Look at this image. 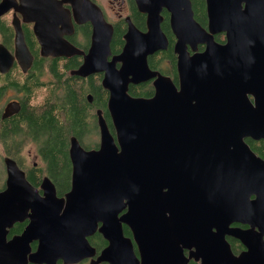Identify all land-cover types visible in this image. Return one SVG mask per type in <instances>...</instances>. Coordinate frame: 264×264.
I'll use <instances>...</instances> for the list:
<instances>
[{
  "label": "water",
  "instance_id": "obj_1",
  "mask_svg": "<svg viewBox=\"0 0 264 264\" xmlns=\"http://www.w3.org/2000/svg\"><path fill=\"white\" fill-rule=\"evenodd\" d=\"M137 2L152 30H130L123 52L112 60V30H94L76 70L79 76L103 73L114 133L99 110L98 149L86 150L71 136L73 185L66 197L57 196L49 177L41 194L14 159H5L0 264H56L60 258L76 263L94 255L87 236L98 221L110 244L94 264H121L125 256L118 246L127 241L120 226H109L122 199L130 205L126 221L142 245H149L152 259L185 242L205 252L204 264H219L211 246L221 251L229 233L248 246L233 264H264V157L247 141L264 139V0H206L207 27L196 19L191 0ZM164 7L177 37L179 87L160 77L153 81V97H131L130 82L156 75L147 55L167 47ZM219 31H226L224 43L214 38ZM199 43L206 45L203 51ZM87 98L91 101L92 94ZM18 108L10 104L4 116ZM26 217L30 222L23 232L8 238L9 228ZM235 221L249 223L251 231L231 228ZM34 240L38 245L31 251ZM142 255V264H149L143 248Z\"/></svg>",
  "mask_w": 264,
  "mask_h": 264
},
{
  "label": "flooded vegetation",
  "instance_id": "obj_2",
  "mask_svg": "<svg viewBox=\"0 0 264 264\" xmlns=\"http://www.w3.org/2000/svg\"><path fill=\"white\" fill-rule=\"evenodd\" d=\"M191 1L196 14L194 0ZM201 1L199 13L205 18L198 21L207 27L206 0ZM161 15V27L167 37V47L147 55V63L156 75L146 81L130 82L128 93L131 97H153L155 95L153 81L161 79L160 77L163 81L170 78L179 87L177 54L174 49L177 37L170 25L169 10L164 7ZM94 30H112L111 52L108 56V60H112L114 56L123 52L130 30L146 33L152 30V27L148 13L140 9L137 0H0V141L3 144V149H0L2 166L0 190L7 186L8 172L5 159L9 157L17 162L19 168L41 194H44L43 179L49 177L55 186L57 196L66 197V193L73 185L71 136H75L86 150L98 149L101 142L99 110L114 133L107 108L109 91L102 86L106 93L103 94L102 101L97 102L94 87L90 83L91 78L100 77L102 80L103 73L88 76L76 74L92 45ZM214 38L217 42L224 43L226 31L215 33ZM197 47L199 51H203L206 45L199 43ZM189 50L192 53L191 45ZM115 65L120 67L122 61H116ZM100 84L102 85L101 81ZM71 85L73 87L80 85L85 89L87 110L85 128L79 133L70 134L64 142L62 165L50 164L45 154L46 148L51 142L60 144V140L51 141L50 134L44 131L40 134L37 145L35 139L20 137V133L15 131L26 127L27 120L20 117L24 108L41 112L45 106L53 105L56 111L62 109V104L67 102L68 87ZM88 93L92 94L91 101L87 98ZM14 102L18 104V110L4 116L8 106ZM16 121L19 123L14 126ZM30 143L37 145L36 156L40 158L42 164L39 165L35 161L28 167L24 163L23 149ZM171 157L172 155L167 153L166 160H170ZM118 205L121 210L113 214V224L109 227L120 226L123 231L122 238L127 241L126 244L118 246L121 254L125 256L121 264H142V248L147 251L144 259L149 264H204L205 252L198 246L186 245L185 242H177L174 249L167 245L170 249L167 250V256L158 255L152 259L150 251L148 253L149 245H142L141 236L135 235L134 229L126 221L130 206L127 199H122ZM29 222L30 217L16 221L9 228L8 238L21 234ZM102 224V221H98L96 230L87 236L89 245L95 249L94 255L85 256L76 263H66L60 258L56 264H94L101 251L110 244V238L99 230ZM230 227L249 229L248 231L252 229L249 223L242 221L232 222ZM254 230L259 229L256 227ZM250 237L254 240L259 239ZM261 237L260 243L264 247V234ZM225 241L226 244L222 246L221 251L215 245L211 246L210 253L219 264H233L234 257L248 251L247 244L235 234L227 233ZM258 243L259 240L253 246ZM37 245L38 240L32 241L31 251L36 250ZM158 247L162 248L164 245L160 244ZM82 248L88 250L89 246L84 244ZM98 264L111 263L100 261Z\"/></svg>",
  "mask_w": 264,
  "mask_h": 264
},
{
  "label": "trees",
  "instance_id": "obj_3",
  "mask_svg": "<svg viewBox=\"0 0 264 264\" xmlns=\"http://www.w3.org/2000/svg\"><path fill=\"white\" fill-rule=\"evenodd\" d=\"M202 1L194 0V7H196L195 17L201 21L205 17L201 12ZM198 8V9H197ZM100 77L91 78L90 83L94 87L93 91L96 94V101H102L103 94L106 90L100 84ZM72 86V85H71ZM68 87L67 102L62 104L63 107L60 110L55 109L53 105L45 106L43 111H37L35 109L24 108L20 117L27 120L26 127L22 130H16L15 133H20V137H29L35 139L36 144L39 145L40 134L46 131V134H50L52 140H60V144L50 143L46 148V156L49 163L60 164L64 162L63 158V144L69 138L72 133H79L85 128L86 119V99L85 89L78 85V87ZM105 105V104H104ZM104 107V106H103ZM108 115V112H105ZM109 117V115H108ZM19 121H16L14 126L18 125ZM15 129V128H14ZM113 130V127H112ZM4 137V135H3ZM252 148L261 156L264 157V139L253 140L248 138Z\"/></svg>",
  "mask_w": 264,
  "mask_h": 264
},
{
  "label": "rangeland",
  "instance_id": "obj_4",
  "mask_svg": "<svg viewBox=\"0 0 264 264\" xmlns=\"http://www.w3.org/2000/svg\"><path fill=\"white\" fill-rule=\"evenodd\" d=\"M0 149H3V144L0 141ZM1 152V151H0ZM30 152V153H29ZM37 154V145L34 143L27 144L23 149V161L26 164V166H31L35 161L38 162V164H42L40 158L36 156ZM21 158V155H20ZM2 176V166L0 163V179Z\"/></svg>",
  "mask_w": 264,
  "mask_h": 264
},
{
  "label": "bare ground",
  "instance_id": "obj_5",
  "mask_svg": "<svg viewBox=\"0 0 264 264\" xmlns=\"http://www.w3.org/2000/svg\"><path fill=\"white\" fill-rule=\"evenodd\" d=\"M261 263V262H260Z\"/></svg>",
  "mask_w": 264,
  "mask_h": 264
}]
</instances>
